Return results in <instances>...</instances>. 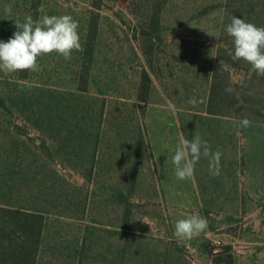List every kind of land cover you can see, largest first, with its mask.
Segmentation results:
<instances>
[{
    "label": "rangeland",
    "instance_id": "obj_1",
    "mask_svg": "<svg viewBox=\"0 0 264 264\" xmlns=\"http://www.w3.org/2000/svg\"><path fill=\"white\" fill-rule=\"evenodd\" d=\"M44 14L78 21L81 49L0 72V205L43 218L36 264H264V76L225 31L264 27V0H0V41ZM181 135L219 175L201 156L177 179ZM193 214L207 229L177 239Z\"/></svg>",
    "mask_w": 264,
    "mask_h": 264
},
{
    "label": "clouds",
    "instance_id": "obj_2",
    "mask_svg": "<svg viewBox=\"0 0 264 264\" xmlns=\"http://www.w3.org/2000/svg\"><path fill=\"white\" fill-rule=\"evenodd\" d=\"M44 12L43 7L40 8ZM5 14H11L12 5L4 6ZM15 31L6 42L0 41V72L5 75L17 71H38V58L53 52L70 60L72 52L81 49L79 23L71 15L44 14L38 20L31 15L25 17L24 22H15ZM225 31L233 40L234 60L243 59L251 65V70L257 75L264 76V27H259L244 19L232 16ZM220 66L225 61L220 60ZM226 92H233L228 87ZM188 104L195 107L198 104L196 97H190ZM242 127H249L251 121L247 118L239 121ZM221 151L210 150L207 141L199 135L189 140L183 135L175 147L172 163L175 166V175L179 180H185L194 174V169L201 156L209 159V173L220 174ZM208 227L207 220L198 215H189L179 219L174 224V236L177 239H192L199 236Z\"/></svg>",
    "mask_w": 264,
    "mask_h": 264
},
{
    "label": "trees",
    "instance_id": "obj_3",
    "mask_svg": "<svg viewBox=\"0 0 264 264\" xmlns=\"http://www.w3.org/2000/svg\"><path fill=\"white\" fill-rule=\"evenodd\" d=\"M216 87L211 84L209 98ZM208 113H213L207 107ZM43 218L19 206L0 205V264H36L43 229ZM24 220L25 224H20ZM13 226H18L13 227Z\"/></svg>",
    "mask_w": 264,
    "mask_h": 264
}]
</instances>
